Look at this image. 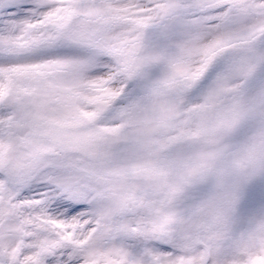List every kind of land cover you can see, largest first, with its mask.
Returning a JSON list of instances; mask_svg holds the SVG:
<instances>
[{"label": "snow or ice", "instance_id": "1", "mask_svg": "<svg viewBox=\"0 0 264 264\" xmlns=\"http://www.w3.org/2000/svg\"><path fill=\"white\" fill-rule=\"evenodd\" d=\"M0 264H264V0H0Z\"/></svg>", "mask_w": 264, "mask_h": 264}]
</instances>
